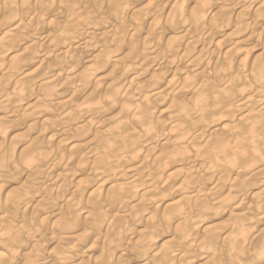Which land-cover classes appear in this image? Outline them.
I'll list each match as a JSON object with an SVG mask.
<instances>
[{
    "label": "bare ground",
    "instance_id": "obj_1",
    "mask_svg": "<svg viewBox=\"0 0 264 264\" xmlns=\"http://www.w3.org/2000/svg\"><path fill=\"white\" fill-rule=\"evenodd\" d=\"M1 32L0 264H264V0H0Z\"/></svg>",
    "mask_w": 264,
    "mask_h": 264
},
{
    "label": "rangeland",
    "instance_id": "obj_2",
    "mask_svg": "<svg viewBox=\"0 0 264 264\" xmlns=\"http://www.w3.org/2000/svg\"><path fill=\"white\" fill-rule=\"evenodd\" d=\"M163 3V2H162ZM165 4V3H164ZM224 32V33H223ZM3 33V34H2ZM209 35L210 34V32H207L206 33V35ZM228 34H230V31L229 30H224V31H222V34H217L216 36H215V38L216 39H221V37L223 36V35H228ZM3 35V36H2ZM0 40L5 36L4 35V32H1L0 33ZM219 41V40H218ZM202 48H203V46H200L199 48H198V50H202ZM204 49V48H203ZM52 59V63H54L53 61H55V60H53L54 58H51ZM50 59V60H51ZM237 66V65H236ZM108 71V70H107ZM107 71H105V70H103V71H101L100 72V74H98V78H100V77H102V78H105L106 76V78H108V76H109V71L107 72ZM108 74H107V73ZM104 76V77H103ZM98 78H96V79H98ZM105 78V79H106ZM107 80V79H106ZM106 80H104V81H106ZM99 82V81H98ZM97 85H100V83L99 84H97ZM102 85H104V83H102ZM60 85H58V87H57V89L59 90L60 89ZM99 87H101V86H99ZM164 108H162V110H163ZM161 110V111H162ZM27 114V113H26ZM157 115H161V114H157ZM17 124L16 123H10V125H8L7 127H8V129L7 128H5L4 127V125H3V127H4V129H7V130H5L6 131V138H7V144L8 145H10V146H12V147H14V148H20L21 146H23V145H25V142H26V140H27V136H28V130L25 128V126H23V128H19L18 129V127L16 126ZM11 126V129H13V130H11L9 127ZM35 127H38V129H39V124L38 125H35ZM26 129V130H25ZM37 129V128H36ZM28 133V134H27ZM124 137V136H123ZM72 139V140H71ZM80 139V140H79ZM79 139H77V138H75L74 137V139H73V137L71 138H69V141H71V142H68V144H66V147H67V149H69V150H66V154H67V152L69 153V154H67V155H71L70 157H72V158H74L75 159V149H77L78 150V148H85L86 147V139H81V138H79ZM9 141V142H8ZM73 147H76L75 149H73V150H70V149H72ZM18 149H16V151H17ZM71 153V154H70ZM74 159H72L73 161H75ZM168 174H170L171 176L173 175V179H171L173 182H175V183H178L179 182V178L177 177V171H176V169L175 168H169L168 169ZM177 178H176V177ZM171 181V182H172ZM229 219H231V217H230V213L229 212H226L225 214H223V215H221V217L219 216L218 218H215V219H213L212 220V222L210 223L211 225H213V226H215V227H218L219 229H220V233H222V237L223 238H225V237H227L228 235H229V233H230V230H229ZM227 227V228H226ZM257 229L256 230H258V228H260V226H257L256 227ZM137 232L139 233H143L144 232V228H142V227H140V228H138L137 229ZM136 232V233H137ZM137 233V235H139ZM262 251H263V253H264V246L262 247V249H261ZM124 263L125 264H142L143 262H140V261H137V260H134L133 259V257L132 256H130V257H127V258H125V260H124ZM192 264H205V260H203V258H200V257H196L195 259H194V262L192 263ZM253 264V263H252ZM255 264V263H254ZM257 264V263H256Z\"/></svg>",
    "mask_w": 264,
    "mask_h": 264
}]
</instances>
